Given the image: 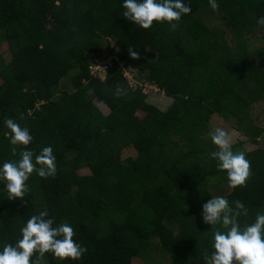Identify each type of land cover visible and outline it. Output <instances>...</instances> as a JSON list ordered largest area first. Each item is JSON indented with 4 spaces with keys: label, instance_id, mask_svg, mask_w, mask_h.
Wrapping results in <instances>:
<instances>
[{
    "label": "trees",
    "instance_id": "16d2710c",
    "mask_svg": "<svg viewBox=\"0 0 264 264\" xmlns=\"http://www.w3.org/2000/svg\"><path fill=\"white\" fill-rule=\"evenodd\" d=\"M187 2L175 30L156 22L144 30L121 15V0H0L9 52L8 61L0 53V162L19 151L5 118L29 129L26 147L51 145L56 157L55 176L33 172L21 199L9 200L0 184V246L47 208L86 252L79 261L46 253L41 264H203L204 202L241 201L249 210L241 223L264 206V29L256 24L264 0H216L215 10L209 0ZM216 11L218 23H209ZM99 63L103 78L89 69ZM146 83L171 99L166 109L147 100ZM213 115L255 146L232 143L249 161L243 187L229 190L209 156ZM128 145L135 156L122 159Z\"/></svg>",
    "mask_w": 264,
    "mask_h": 264
},
{
    "label": "clouds",
    "instance_id": "9594fccd",
    "mask_svg": "<svg viewBox=\"0 0 264 264\" xmlns=\"http://www.w3.org/2000/svg\"><path fill=\"white\" fill-rule=\"evenodd\" d=\"M215 10L216 0H209ZM121 15L133 25L147 30L154 22L165 23L175 30L181 17L191 12L187 0H121ZM256 24L264 29V14L256 17ZM132 59L138 52L127 49ZM114 95H123L117 86ZM3 125L9 131L4 135L18 158L0 162V184L8 199H21L28 191L26 181L34 172L40 178L54 177L56 157L51 145L34 152L28 146L33 137L27 127L12 118H5ZM214 149L209 156L216 168L225 172L229 190L243 187L249 177V161L242 151H233L232 138L221 127L208 133ZM249 210L235 200L231 203L225 196H213L201 205V221L210 226V249L203 257V264H264V206L258 208L250 222L241 223ZM20 236L14 244L0 246V264H41L46 253L60 261H79L86 247L73 239V226L68 222L55 223L47 208L28 217L20 228ZM35 253V256L33 255Z\"/></svg>",
    "mask_w": 264,
    "mask_h": 264
},
{
    "label": "rangeland",
    "instance_id": "374dc122",
    "mask_svg": "<svg viewBox=\"0 0 264 264\" xmlns=\"http://www.w3.org/2000/svg\"><path fill=\"white\" fill-rule=\"evenodd\" d=\"M219 2H220V0H219ZM220 12H221V9H220ZM220 12L219 11L218 12L216 11L215 14H214V16L209 19V20H212L209 23H212V22L213 23L214 22L218 23V20L221 17V13ZM223 15H224V13H223ZM196 16L199 19H202V17L204 16V12L201 13L200 16H198V15H196ZM254 45L258 46V45H260V43H258V42L255 41L254 42ZM0 53L4 57V59L6 61L9 60V52H8L7 45H6L5 42H0ZM100 68H101V70H103L102 67H100ZM104 71H105V69H104ZM127 76H129V79H130V85H134L137 82L136 79H133L132 78L133 76H131V75H127ZM62 85H70V82L68 80L62 81ZM144 91L147 93V100L150 103L156 105L158 108H160L162 110L166 109L168 107V105L170 104V102H171V99L168 98V97H166L163 94V92L159 91L154 86H149L147 83L144 86ZM98 107L103 112L106 111L105 106L103 104L99 103V102H98ZM258 111H259V114L258 115L256 114V115L257 116H260V114H261L260 109H258ZM215 117H217V118H215ZM209 127H210V131H212L216 127L223 128L230 135V137L232 138V143H235V142H238V141H242L243 142V147L246 150H251V149H253L255 147L246 138L242 137L241 134H239L234 129H232V127L230 126V124H224V123H222L221 118H219L216 115H213L211 117ZM174 141H176V140L174 139L173 142ZM261 143H262V145H264V139L261 140ZM175 148L178 149L179 147L178 148L175 147ZM175 148H173V149H175ZM171 149H172V146H171ZM134 156H135V150L133 149V147L131 145L126 146L121 151V157H122V159H124V158H131V157H134ZM82 173L83 174H89V171H88L87 168H84L83 171H82ZM214 194L217 195V193H214ZM132 264H144V263L140 259H138V258H133L132 259Z\"/></svg>",
    "mask_w": 264,
    "mask_h": 264
},
{
    "label": "built area",
    "instance_id": "2783aa9c",
    "mask_svg": "<svg viewBox=\"0 0 264 264\" xmlns=\"http://www.w3.org/2000/svg\"><path fill=\"white\" fill-rule=\"evenodd\" d=\"M100 67H102L103 68V70H101V68ZM90 71H91V73L94 75H99L101 78H103V76H104V67L102 66V64L101 63H99V64H96V65H92L90 68ZM103 71V72H102Z\"/></svg>",
    "mask_w": 264,
    "mask_h": 264
}]
</instances>
